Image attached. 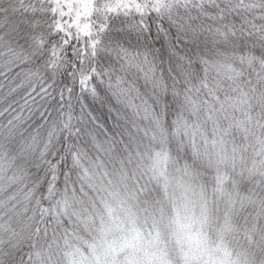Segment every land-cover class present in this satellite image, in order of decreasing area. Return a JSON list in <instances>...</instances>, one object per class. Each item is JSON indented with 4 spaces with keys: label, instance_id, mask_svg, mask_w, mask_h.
Returning a JSON list of instances; mask_svg holds the SVG:
<instances>
[{
    "label": "snow or ice",
    "instance_id": "1",
    "mask_svg": "<svg viewBox=\"0 0 264 264\" xmlns=\"http://www.w3.org/2000/svg\"><path fill=\"white\" fill-rule=\"evenodd\" d=\"M0 264H264V0H0Z\"/></svg>",
    "mask_w": 264,
    "mask_h": 264
}]
</instances>
